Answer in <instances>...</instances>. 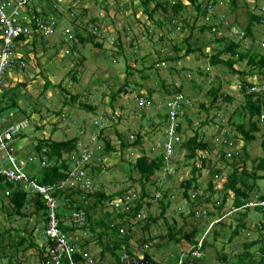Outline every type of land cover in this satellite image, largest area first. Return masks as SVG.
<instances>
[{
  "label": "rangeland",
  "instance_id": "rangeland-1",
  "mask_svg": "<svg viewBox=\"0 0 264 264\" xmlns=\"http://www.w3.org/2000/svg\"><path fill=\"white\" fill-rule=\"evenodd\" d=\"M217 1H220V5H217V8L215 7L217 9L216 13L218 12L222 17L227 16L230 22L235 25L231 28H225L224 26L216 34H211L208 31L200 32V26L204 23L203 15L197 7L199 1L192 5L191 1L182 0L184 7L174 15L171 8H168L167 11L163 7H159L151 19L144 13L141 6L142 0H108L107 12H100L98 7L90 0H42L40 9L34 11L39 18L48 9H53L57 5L61 9H67L69 3L75 6L78 2L80 5H77L75 10L77 12L82 10L84 13V24H93V22H90L92 14L94 17L95 15L103 17L107 14L106 22L100 19L101 21L95 23L94 26L90 25L92 29L94 28V31L97 30L96 41L102 42L103 47L99 48L91 42H78L74 45L78 48H72V43H68L65 37L70 35L68 31L73 29V25L70 23L71 17L64 15L57 29L45 31L46 34L52 30L50 35L35 36V43L32 41L34 34L27 38L25 46L20 50L23 51L25 57V66L23 68L16 66L8 69L7 75L0 83L1 91L7 94L6 98L0 95V99H3L2 103L6 105L8 102H12L13 97L19 101L22 110H20V113H14L13 115L3 113L7 115L5 119L10 122H15L18 119L22 122L21 135L15 138L12 144L18 150V156L28 157L32 152L35 153L36 145L44 139L57 141L77 139V150H72L70 146L63 149V157L66 159L68 157L72 158L74 154L77 155L80 150H85L84 146L93 148V145H95V151L96 149L97 151L102 149L100 159L103 166H101V170L95 169L93 172H89V177L86 178L93 190L103 188L107 193H110L127 188L131 195L139 197L144 191V187L141 181L138 180V174L132 172L133 164L137 158L141 157L142 149L150 153H158L162 150V145L165 142V123L161 122L160 114H166L168 107L165 104L172 94L167 95L161 91V82L164 79L165 84L170 87L174 83L173 81L179 85L184 78H191L192 75L196 78V82H193V84L190 82L189 85H185L186 94L191 102L186 107L188 108V118L183 117V130H185L187 138L193 136L196 131H199L201 136L204 133L208 136L210 146L207 149H199V156L196 157V160L189 157L190 152L185 147L178 149L177 152L168 156L170 162L168 169L155 174L156 177L159 176L162 180L164 178L166 182L165 187L163 186L157 191L159 197L162 193L168 191L170 193L169 197L173 199L165 212L164 218L151 223L147 231L136 225H147L151 222L149 220L151 216L155 218L161 214L163 209L157 200V194V198L155 197L156 200L151 202V206H148V201L145 198L143 199L146 210L141 213V217L139 215L137 217L131 214L127 215L130 219V226L126 228H128L131 236L128 245L130 250L136 253L134 257L137 260L144 258L140 249L142 238H151L149 245L153 259L163 264H176V262L171 261L173 259L172 255L177 254L185 257L184 254L189 251H194L195 256L191 257L187 264H238L237 260L242 258L246 251H250V254L256 260L261 255L259 249L264 242L263 214L261 211L254 213L251 209L258 207L256 203L264 195V178H262L264 173L254 169L257 164L256 160L258 161V158L264 154V122L260 124V131H256L257 137L246 148L249 155L248 161H245V164L242 161V166H245L252 177H249L248 181L250 185L254 186V189L249 191L248 201L255 204L248 203L238 208L234 205L235 190L227 187L230 173L234 170L233 165L229 163L233 158L228 155V158H226L228 162L220 158V148L216 143L217 140L223 139L222 143L227 145L224 149L225 152L244 154L245 140L242 138L241 133L234 128L233 121H231V117L238 108L240 110L243 108L245 102L244 95L240 92L238 76L231 75L228 70L224 72L221 66L209 65V59L198 51L182 57L187 49V44L182 37H190L192 42H196L197 37H199V45H204L207 55L213 54L218 47V44L213 42L216 35L232 36L237 34L238 40L243 39V32L236 28V25L245 26L247 22L244 8L240 5L233 11L230 1ZM249 2L253 6L254 0H249ZM203 3V6H206L207 0H204ZM262 4H264L263 0ZM153 5L151 3V7ZM133 6L137 7L136 16L131 19L127 15L135 10ZM85 7H88L86 12L83 10ZM19 10L22 17L27 19L29 27L31 20L36 17L31 14L33 6L28 9L27 5L23 4ZM166 11L173 17L171 23L166 21ZM7 12L10 13L11 9L8 8ZM259 13H263L262 8L259 9ZM50 17L52 16L50 15ZM263 18L261 22L264 23ZM161 20L164 21L162 24L164 26L159 25ZM56 21L57 19L52 20V23L55 24ZM216 21H212V23L215 24ZM116 25L118 26L116 27ZM119 26H126L128 29L119 28L121 32L118 36H115L113 33ZM263 41L264 27L261 26L257 29L254 47L259 49L260 46L264 45ZM243 43L248 46L250 43L249 38H245ZM130 44L139 45L142 55H150L147 65L160 62V65H158L163 67L167 62V64H177V68L173 71L169 70V72L161 71L160 80H158L161 82L159 83L154 78L156 74L153 71H151L152 76L144 80L141 77L143 66L136 60L130 59L128 61L134 67L131 73L125 70V59L123 57L117 64H111V59L115 60V58L121 56V53L117 51L122 46L131 49ZM178 44H180L179 56L181 57L173 61L166 60V62H163L164 58L176 57L177 53L174 48ZM19 64L21 65V62ZM238 67L248 70L251 66L247 60H244L239 62ZM187 68H192L194 71L189 72ZM199 69L205 71L207 69L208 74L198 75L196 72H199ZM74 76H76V79H73ZM248 79L254 81V83H259L258 74L249 75ZM126 82H129V84L125 91L122 87ZM220 82L222 87L219 90V97L216 103L213 104V95H211L210 89L217 87ZM148 91L153 92L151 99L146 98ZM225 94L230 95L233 99L228 100V96L222 97ZM73 96L76 98H72ZM140 98L145 100L141 106H145V111H147L144 127H140L142 114L138 116L134 114L135 108L141 104ZM88 104L93 107H89ZM235 116L233 120L236 124L242 123L236 121ZM261 118L264 121V115H261ZM239 119L242 120L243 118ZM244 121L247 122V118ZM137 131L143 136V143H141L143 145L135 142L137 136L134 132ZM121 132L124 135H121ZM100 137H107L116 150L106 152L104 150V138L100 139ZM123 141L128 143L124 148H122ZM4 159H6V154L0 149V166L5 165L3 164ZM203 160L205 161L204 165L202 164ZM195 164L202 169L201 173L200 171L193 172L192 168ZM70 166H73L71 162ZM40 167H42L40 160L36 159L34 162L29 163L27 171L31 175H37ZM67 173L69 176V172ZM196 175L199 176L198 181L201 185L197 191L190 190L192 200L184 195L185 189L182 187V183L184 180ZM72 181L70 178L68 185H72ZM210 181H213V190L208 189ZM144 183L147 185V191L156 192V186L153 185L152 187L147 182ZM66 185L64 184L62 187L63 191L71 194V199L81 195L79 191L82 189L73 188L70 192ZM204 192H206L207 198L203 200L196 199L197 194H203ZM172 195L175 197L173 198ZM149 198L147 199L149 200ZM61 199L58 206L59 212L62 215H72L74 209L68 207L69 201L64 206V197ZM117 201L118 199L114 202ZM190 201L196 202L194 208L191 207ZM4 202L5 206L0 201V230H11V235L7 234L5 238L12 240L18 238L20 234L28 238L29 233L33 232L35 241L39 244L38 246H46L45 243L47 242L41 228L44 222L41 220L37 224L35 223L38 220V215L34 214L35 212L31 213V211H34L33 207L27 208L29 213L27 218L13 215L7 219L8 212L12 210V205L9 203L8 197L4 198ZM222 203L223 207L220 208ZM249 208L251 212L243 219L246 221V227L235 235L233 230L236 229L240 220L237 216L238 213ZM95 209L100 212L101 206L93 207L92 211ZM105 210H112V207L108 204ZM66 220L69 221L68 218ZM197 223L199 228V233L196 236L198 248L192 245L188 249L183 248V253L181 249L186 247L184 243L169 241L168 231L170 225L175 230L183 227L186 231H189ZM101 230L102 228L99 227L97 233H94L78 226L74 230L75 235H73L76 239L89 242L87 247L97 259L102 257L101 253L105 250L106 242L112 245L113 241H117L115 236L110 238L106 233L99 235L98 232ZM120 231L123 233V230ZM108 233L111 235L110 229ZM183 233L180 234L183 235ZM120 238L122 237L120 236ZM70 240L75 242L71 237ZM250 242L254 244L250 245ZM185 249L189 251L186 252ZM10 252L11 250L7 249L2 253L1 249V254L5 257L1 259L0 264H7V255ZM38 253L39 248L33 247L26 253H18V258L21 261L27 260L24 264H43L42 261H39ZM105 255L112 256L110 251H105ZM170 256L172 258H169ZM98 261L96 264H99L101 259ZM179 263L182 264L183 260ZM110 264H114V262Z\"/></svg>",
  "mask_w": 264,
  "mask_h": 264
},
{
  "label": "trees",
  "instance_id": "trees-1",
  "mask_svg": "<svg viewBox=\"0 0 264 264\" xmlns=\"http://www.w3.org/2000/svg\"><path fill=\"white\" fill-rule=\"evenodd\" d=\"M90 1L93 2V4L98 7L100 12L108 11V6H109V3H107L108 0H90ZM189 1H191L192 5H195L199 1L197 7H198L199 12L203 15L202 19L204 23L200 26L201 33L208 31V33L216 34L224 26L225 28H231L232 26L235 25L230 22V19L227 16L222 17L218 14V12L216 13L217 9H215V7L217 8V5L218 6L220 5V1L218 2L217 0H213V1L207 0V3L205 4L206 6H203L204 0L203 1L202 0H189ZM227 1H230L233 11H235L240 5L241 7L244 8L243 10L247 17V22L245 26L241 24L236 25V28H239L244 33L243 39L238 40L237 34L236 35L234 34L232 36L231 35H228V36L227 35L226 36L216 35L213 42L217 43L218 47L217 49H215V52L213 54L207 55L205 53L204 45H201V46L199 45V37H197L196 42H192L190 37H185V38L182 37V39L187 44L186 53L183 54L182 57L185 55H190L191 53L198 51L202 55H204V57L209 59L210 61L209 65L221 66L223 67L224 72L228 70L231 73V75L238 76L240 92L243 93L245 102L243 103V108L241 110L238 108L239 110L237 109L233 117H231V121H233L234 128L239 133H241L242 138L245 140L244 154L243 153L240 154L237 152H230V151L225 152L224 149L227 147V145L225 143H222L223 139L217 140L216 143L220 148V151H219L220 158H222L226 162H228L226 158H228L229 154H230L229 156L233 158L232 161L229 163L233 165L234 170L232 171V173H230L227 187L234 189L236 192V198L234 201V205L236 207H243L246 203L249 202L248 201L249 191L253 190L254 186L250 185L248 181L249 177L250 178L252 177L250 173L246 170L245 166L244 167L242 166V161H244V164H245V161L246 162L248 161L249 155H248V151L246 150V148L249 145V143L257 137L256 131L257 132L260 131V128H261L260 124L264 122L263 119L261 118V115H264V45L260 46L259 49L258 48L256 49V47H254V41H256V36H257V29L260 28L261 26L264 27L263 21L261 22V19L264 17V4H262V0H254L253 6L249 2V0H227ZM32 2L35 5L39 4V7H40L42 0H38V1L27 0L23 4L27 5V8L29 9V8H32V5H31ZM151 3L154 4L153 7H151ZM21 5L18 4L17 5L18 8H20ZM77 5H80L79 2L77 3ZM77 5L72 6L69 3L67 9L66 8L61 9V7L57 5L53 9H48L46 12H44V15L42 16L43 18L42 17L39 18L38 16L33 18L29 25L33 29V34H34V35L32 34L33 43L36 42L35 36L50 35L52 33V30H51V32H48L45 34V31L40 29L39 24H45L46 26L49 27V29H57L64 15H68L71 17L70 23L73 25V29L68 31L70 32V35L67 36L65 33L66 35L65 40L68 43H72V48L74 49L78 48V46L77 47L74 46L78 42L79 43L80 42L82 43L91 42L93 43V45H96L97 47L102 48L103 47L102 42L96 41L97 30L94 31V28L93 29L91 28L90 25L92 23L84 24V19H85L84 13L82 12V10H80V12H77L75 10V7ZM141 6L144 10V13H146L152 19L155 15V12L157 11L159 7H163L167 11H168V8H171L172 14L174 15L180 12L181 8L184 7V4L182 0H142ZM210 6H213V7H210ZM133 7L135 10L132 13H128L127 15L131 19L135 18L136 16L137 7L135 6ZM119 8L121 7L119 6ZM260 8H262L263 13H259ZM87 9L88 7H85L83 10H85L86 12ZM167 11L165 12L166 21L171 23L173 20V17L172 15H169ZM50 15L52 17H50ZM37 18L39 20H37ZM107 18H108L107 14L104 15L103 17L100 15H95L94 17V15L92 14V17H90V20H91L90 22H93L92 26H94L95 23H98L101 20L106 22ZM55 19H57V21L55 22V24H53L52 20H55ZM156 21L158 22L159 20H156ZM212 21H216V23L213 24ZM163 23L164 21L161 20L159 25L164 26L162 25ZM117 26L118 25H116V27ZM119 28L120 29L123 28L126 30L128 29L126 26L124 27L119 26L116 29V31L113 33L115 34V36H118V34L121 32ZM245 38L246 39L249 38L250 40V43L248 44V46L243 43V40H245ZM263 44H264V41H263ZM130 47L131 49H127L124 46H122L121 49L117 51L121 53L120 58H115V60L111 59L110 63L117 64L118 61H120L123 57V59H125L124 68L128 73H131L134 67H132V65H130L128 61L130 59L136 60L138 61L140 65L142 64L143 66V68L141 69V72H142L141 77L144 80H147L148 78L152 76L151 71H153L156 74L154 78H156V81L159 83L161 81H158V80H160V76L163 71L169 72V70L173 71V69L177 68V64H172V63L167 64L166 60L173 61L181 57L179 56L180 44H178V45H175V48H174V51H176L177 53L176 57L170 56L169 58H164L163 62H166V64H164L163 67L159 66L160 62H154L150 65H147L150 55H142L141 50H139L140 49L139 45L134 46L130 44ZM244 60L248 61V64L251 66L250 69L246 70V69H240L238 67L239 62H242ZM188 71L193 72L194 70L190 68L188 69ZM196 73H198V75H202V74L206 75L208 74V71L207 69L206 71L199 69V72H196ZM254 74L259 75V83H254V81H250L248 79L249 75H254ZM190 77L191 78H188V77L184 78V80L179 85H177V83L173 81L174 83H172L170 87L165 84V80L163 79L161 82V86H162L161 91H163L167 95L175 94V93H183L188 98L186 94V90H185V85L186 86L189 85L190 82H192V84L193 82H196V78L193 75ZM73 79H76V76H74ZM228 80L230 81L231 79H228ZM97 81L101 82L100 80H97ZM47 82L48 84H50L49 81ZM128 84L129 82H126L123 85L122 89L126 91V87ZM221 87H222V83L220 82L217 87H212L210 89L211 90L210 93L211 95H213V99H212L213 104L216 103L219 97V90H221ZM260 87H262V89H260ZM0 95L2 97L4 96V98L7 97L6 93H0ZM152 95H153V92L148 91V95L146 96V98L151 99ZM225 96L226 97L228 96L227 97L228 100L233 99L232 97H230V95H226V94L222 97H225ZM72 98H76V97L73 96ZM12 99L13 101L10 103L8 102L6 105L2 103L3 99L2 98L0 99V114L4 112H9L12 109L15 112H18L21 110V107L19 106V103H18L19 101H17L13 97ZM190 102L191 101L188 99V101L183 106L182 117L186 119L188 118V113H187L188 108L186 107ZM140 103H141L140 106H137L135 108L136 110L134 114L137 116L142 114V117L140 118V127H144L146 125L145 118H146L147 111H145L146 110L145 106H141L143 105V102L140 101ZM88 106L91 108L93 107L90 104H88ZM203 106L205 105L203 104ZM167 116H168L167 112L166 114H163V115L160 114V117L162 119L161 122L165 123V125L167 122ZM234 116L236 118V121H240L242 123L236 124V122L233 120ZM239 118H243V119L241 120ZM246 118H247V122L244 121ZM183 129L180 128V133L184 137V141L181 144L183 145L182 148L185 147L188 150V152H190L189 157L195 158L196 160V157L199 156L198 154L199 149L209 148L210 141H208V136L205 135L204 133H203V136H201V133L199 131H196V133L193 136H189L187 138L185 135V130ZM122 133L123 132H121V135H124ZM134 134L137 136L135 142H138L140 144L143 143V136L139 134V131L134 132ZM102 138L104 137H100V139ZM104 141H105L104 150L106 152H112L116 150L115 147L111 144V141L107 137L104 138ZM126 142L123 141L122 148H124L128 144ZM77 143H78L77 139L60 140V141L44 139L38 142V144L35 147L36 149L35 153L38 155H42L41 153L42 149L47 148L46 156L48 157V159H50V161L55 160L56 162V164H54L52 167H40L39 168L40 170H39L37 177L40 183H43V184L55 183L56 181H60L62 179L64 180L68 176L67 171L68 169L71 168L70 162L73 164V166L76 165L75 162L81 158L80 157L81 150L77 153V155L74 154L72 158L68 157L66 159L63 157L64 156L63 149L70 146L72 150L73 149L77 150ZM263 144H264V139H263ZM93 146L95 147V145ZM94 147L92 148V147L84 146V148H87V149L91 148L93 150V155H94L93 158L87 164H85L84 167L82 168L84 169L87 175L89 174V172H93L95 169L101 170L102 169L101 166H103L102 160L100 159L102 149L99 151H97L96 149L95 151ZM142 151L143 153L141 157L137 158L136 162L133 164V169H132V172L138 174L139 176L138 180L141 181L144 187V191L141 193V195H139V197H136L133 194L131 195V193L129 192V189L127 190V188L121 189L118 191H112L110 193L109 192L107 193L106 190L103 188H99L96 190H93V189L92 190L90 189L81 190L79 191L81 193L79 197H77L76 199L72 198L78 201L79 203L78 208H83L87 212V223L83 226H80L81 228L85 230L87 229V230H91L94 233H97V228L101 227L102 230L99 231L98 234L103 235L104 233L108 232L107 231L108 229L114 226L113 221L115 219H123V218L125 219V221L121 220L117 222L115 224L116 228H113L114 236L116 237L117 241H113L112 245L110 243H107L108 246L105 247L113 251V255L117 258V264H121L120 256L124 248H126L133 255L128 245V242H129L128 240L131 236L126 235L122 239L120 238V234H119L120 230H122L123 227L127 223L130 222V219L128 217H125V215L131 214L137 217L138 214L145 212L146 206L144 204L145 201H143V199L145 198L148 201L147 203L148 206H151L152 204L151 202H154L156 200L155 195L158 193L157 191H159L163 186L165 187L166 185V182L163 181L161 177L159 176L156 177L155 175L158 172H163V167L166 165L164 161L163 153L162 152L150 153L144 149H142ZM16 154H18V150H16ZM237 159H239L240 161L238 160L239 161L238 162ZM98 163L100 164L98 165ZM256 163L257 164L255 165L254 169H256V171H262L264 173V154L260 158H258V161L256 160ZM202 164L203 165L205 164L204 160ZM25 169H27V167ZM192 169L194 173L198 171H200L201 173L202 171V169L200 167H197L196 164L193 166ZM262 178H264V174ZM198 180H199V176L196 175V176H193L192 178H188L187 180L183 181L182 187H184L185 189L184 195L188 199H192L191 198L192 194L190 193L191 189H193L194 191H197L200 188L201 183H199ZM111 182H115V181H111ZM144 182H147L148 184L152 185V187L153 185L156 186L157 187L156 192L153 193L152 191H147L146 190L147 185ZM17 184L18 185H15L13 183H8V182L0 183V201L2 205L5 206V202H4L5 197L9 198V203H11L12 205V210L11 212H8L7 219L9 217L11 218V216L13 215H18L22 218H27L29 214L27 212V208L33 207L34 211L30 210L31 213L35 212L34 214L38 215V220L35 223L37 224L41 220L44 222L43 227H41L42 232L44 233L43 230L46 228L47 222L49 221V208L46 206L45 202L42 200V195L40 193H36V194L30 193L24 189L21 183H17ZM213 188H214L213 181H210L208 189L213 190ZM169 194L170 193L168 191L167 192L165 191L157 199L161 204V208L163 209L160 215H157V217L155 218L151 216L149 218L151 222L147 223V225L146 224H144L143 226L142 224H136V225L141 227L142 230L146 231L150 228L151 223L156 222L160 218H164L166 210L168 209L170 203L173 201V199L169 197L170 196ZM56 195L59 198L66 197L71 200V194L65 193L63 189L58 190L56 192ZM148 197H150L149 200L147 199ZM172 197L174 198L175 196L172 195ZM199 198L201 200L207 198L206 192H204L203 194H197L196 199H199ZM116 199H118L117 202L119 201L123 202L122 205L117 208V210L115 206L116 202L113 203L114 200ZM261 199H264V195L261 196ZM190 203H191V207L194 208V206L196 205V202L190 201ZM108 204L114 210L106 211L105 208L108 206ZM99 206H101L100 212L96 211L97 209L92 211L93 207H99ZM222 207H223V203L222 205H220V208ZM251 210H253L252 212L254 213H259L260 211L262 212L263 214L262 224L264 225V207L258 205V207H255ZM251 210L249 208V209H245L244 212L241 211L238 213L237 216L240 220H239V224L237 225L236 229L233 230V233L235 235L239 234V232L242 231V229L246 227V223H245L246 221L243 219L247 217L248 213H250ZM70 215H62L58 210V218L61 220L60 225L65 232H72L71 230L75 229V226L71 222H67L66 220V218ZM181 232H184L183 235L180 234ZM198 233H199L198 223L194 226L193 229L189 231H186L183 227L178 230H175L172 227V225H170L169 231H168V235H170L169 241H176L177 243L181 242L182 244L184 243L186 247H182L181 249L182 252H183V248L188 249L192 245H195L196 248H198V241L196 240V236L198 235ZM208 233L206 234L205 239L207 238ZM7 234L11 235L10 229H6L3 231L0 230V261L3 257H5L3 254H1V249H2V253L5 252L7 249H10L11 252L7 255L8 256L7 264H24V262H26L27 260L21 261V259L18 258V253H26L33 247L39 248V253H38L40 257L39 261H42V263L44 264L45 262L49 260L50 255L46 249V246H42V247L38 246L39 244L35 241L33 232L29 233L28 238L25 237V235L20 234L18 235V238H13L12 240H7L5 238ZM150 239L151 238L141 239L142 244H140V249L144 255L142 262L145 264H163L153 259V254L151 253V247L149 245L151 241ZM73 243L76 245L79 251L75 253L74 255L75 259H77L79 262H83L84 261L83 254H82L83 251L81 250L85 249L84 247L88 246L89 242L84 241V243H82V249H80L81 246L79 247L76 242H73ZM253 244H254L253 242H250V245H253ZM121 245H122V248H121ZM125 245L126 247H124ZM186 249L184 251H186ZM87 250L89 249L87 248ZM259 250L261 252V255H260V258H258L257 260L254 259V257L250 254V251H246L243 254V257L237 260V263L238 264H254V263L264 264V242ZM193 252L194 251H189L185 253L184 254L185 257H183L182 255H177V254L172 255L171 253L173 257L171 261L176 262V264H180L179 261L183 260L182 264H187L189 263L191 257L195 256ZM172 257L170 256L169 258H172ZM62 264H68L67 260L64 259Z\"/></svg>",
  "mask_w": 264,
  "mask_h": 264
},
{
  "label": "built area",
  "instance_id": "built-area-1",
  "mask_svg": "<svg viewBox=\"0 0 264 264\" xmlns=\"http://www.w3.org/2000/svg\"><path fill=\"white\" fill-rule=\"evenodd\" d=\"M26 1L27 0H0V24L2 27V30H0V83L7 74L8 69L16 66L23 68L25 66V57L22 53L23 51L20 50L25 46L27 38L33 34V29L30 26L28 27L26 23L27 19L22 17L17 5H21ZM8 8L11 9L10 13L7 12ZM37 20L39 19L37 18ZM39 27L44 31L49 29L45 24H39ZM20 62L21 65L19 64ZM140 101L145 102L143 98H141ZM187 101L188 98L183 93H175L172 94L171 98L165 104V106L168 107V116L164 130L165 142L160 151L163 153L166 164L163 167V171L168 169V165L170 164L168 156L171 153L177 152V150L181 149L183 146L181 144L184 141V137L180 133V128H184L182 114L183 106ZM4 113L13 115L16 112L11 110ZM6 117L7 115L3 113L0 114V149L6 154V159L3 160V164L5 165L0 166V183H23L26 191L34 194L40 193L42 195V200L49 208V221L43 231L44 237H46L47 240V251L50 258L44 264H62L64 259L67 260L68 264H96L93 256L88 250H81L83 251V262H79L75 259L74 255L79 251L76 245L70 240V235L65 232L60 225L61 220L58 218L59 199L56 196V192L62 189L66 182L59 184H43L39 182L37 177L30 176L25 170L29 163L34 162L36 159L40 160V165L42 167H52L56 162L50 161L46 156L47 148H43L41 151L42 155L31 153L28 157L18 156L12 144L13 140L18 138V135L21 134L20 131L23 130V125L21 121L10 122L8 119H5ZM84 149L85 150L81 151V158L75 162L76 165L70 173L71 177L76 181L84 177L85 171L82 168L94 156L91 148H89L90 150L87 148ZM86 187H91L88 181H86ZM157 195L159 197V194ZM122 203V201L116 202L115 206L120 207ZM248 203H251V205L255 204L254 202ZM256 204L257 206L264 207V200H258ZM74 205L77 207V203ZM138 215L141 217L142 214ZM86 217L85 210L77 207L72 215L67 218L74 226L78 227L87 223ZM122 230L124 231V229ZM124 247H126V245ZM120 260L121 264H145L142 260L135 259L134 255L126 248L122 250Z\"/></svg>",
  "mask_w": 264,
  "mask_h": 264
},
{
  "label": "crops",
  "instance_id": "crops-1",
  "mask_svg": "<svg viewBox=\"0 0 264 264\" xmlns=\"http://www.w3.org/2000/svg\"><path fill=\"white\" fill-rule=\"evenodd\" d=\"M4 1H6V0H4ZM35 1H38V0H35ZM33 3V2H32ZM31 3V5L33 6V11L31 12V14H32V16H36L37 14L36 13H34V11H38V9H40L39 8V4H37V5H35L34 3L32 4ZM9 8H11V7H9ZM41 18V17H40ZM25 23V22H24ZM31 27V26H30ZM0 30H2V27H1V24H0ZM0 92H1V89H0ZM20 113V112H19ZM2 114V113H1ZM16 121H21L20 119H18V120H16ZM26 171H27V169H25ZM73 169H68V171L67 172H69L70 173V171H72ZM27 173H28V171H27ZM29 174V173H28ZM68 174V173H67ZM30 176H34V177H37L38 176V174L37 175H31V174H29ZM38 178V177H37ZM39 180V179H38ZM72 185H68V183H69V178H65L64 180L62 179V180H60V181H56L55 183H53V184H59V183H61V182H67L66 184V188L67 189H69L70 190V192L73 190V188H80V189H82V190H85V189H87L86 188V177H84V178H82V179H78V181H79V183H78V185L76 186V185H74L75 184V182H76V180L74 179V178H72ZM9 183V182H8ZM13 184H15V185H18L17 183H13ZM22 185H23V183H21ZM24 187V186H23ZM63 189V188H62ZM65 190V189H64ZM57 196V195H56ZM58 197V196H57ZM155 197H156V195H155ZM58 199H59V204L61 203L60 201L62 200L61 198H59L58 197ZM76 199V198H75ZM64 200L65 201H63L64 202V206H66V204H67V201H69V206L68 207H72V205H73V209L75 210L79 205V203H78V201H76V200H74V199H69V198H66V197H64ZM75 203H77V207L74 205ZM59 206V205H58ZM81 209H83V208H81ZM112 210H114L113 208H112ZM111 211V210H110ZM85 212H86V210H85ZM122 212V211H121ZM86 216H87V212H86ZM125 217H127V215H125ZM96 218V217H95ZM86 219H87V217H86ZM125 221V219L123 218V219H115L114 221H113V223H114V226L113 227H111L110 228V230H111V235L108 233V232H106V234H108V236H110V238H113L114 237V232H113V228H116V226H115V224L117 223V222H119V221ZM112 223V222H111ZM127 226H130V223H127L124 227H123V229H124V231H122L123 233H121V231L119 232V234H120V236L122 237V239H123V237H125L126 235H130L129 234V232H128V228H126ZM118 228V227H117ZM77 229V226H75V229L74 230H76ZM74 230H71L72 232H67L69 235H70V237L77 243V245L80 247V249H82V243H84L83 241H81L80 239H76V238H74V236L73 235H75V231ZM149 230V229H148ZM107 231H109V229L107 230ZM147 231V230H146ZM44 239L46 240V237H44ZM46 242H47V240H46ZM46 244V249L48 248V244L47 243H45ZM80 244V245H79ZM122 245H124V244H122ZM122 245H121V248H122ZM44 246V245H43ZM108 246V244H107V242L105 243V247H107ZM85 249H82V250H87V246H85L84 247ZM129 248H130V246H129ZM91 250V249H90ZM104 251V252H103ZM102 251V257H99L98 259H97V257H95L94 256V253H92L93 254V258L95 259V262L97 263V261L98 260H100L101 259V261H100V263L101 264H110V263H112V262H114V264H117V258L113 255V251L112 250H110V249H107V248H105V250H103ZM105 251H110L111 252V254H112V256H106L105 255ZM131 252L133 253V255L134 256H136V253L134 252V251H132L131 250ZM99 262V261H98ZM99 263V264H100Z\"/></svg>",
  "mask_w": 264,
  "mask_h": 264
},
{
  "label": "clouds",
  "instance_id": "clouds-1",
  "mask_svg": "<svg viewBox=\"0 0 264 264\" xmlns=\"http://www.w3.org/2000/svg\"><path fill=\"white\" fill-rule=\"evenodd\" d=\"M243 34H244V33H243ZM6 75H7V74H6ZM0 93H3V92L1 91ZM140 99H141V98H140ZM140 99H139V100H140ZM12 110H13V109H12ZM19 112H20V111H19ZM19 112H16V114H17V113H19ZM183 121H184V120H183ZM42 150H43V149H42ZM32 153H34V152H32ZM53 161H55V160H53ZM74 166H75V165H74ZM74 166H72L70 169H73V168H74ZM70 173H71V171H70ZM70 173H69V176H68V178H69V179H70V178L72 179L73 177H71ZM159 174H161V173H159ZM84 177H86V178H87V177H89V176H88V175L85 173ZM84 177H83V178H84ZM61 183H62V182H61ZM66 183H67V182H66ZM78 183H79V181L77 180V181L75 182V184H74V185H76V186H77V185H78ZM86 188H87V187H86ZM87 189H90V190H92V189H93V187L91 186L90 188H87ZM59 190H60V189H59ZM260 200H264V199H260ZM114 201H115V200H114ZM113 203H115V202H113ZM117 208H118V207H116V210H117ZM70 216H71V215H70ZM68 222H71V221H68ZM88 251H89V250H88ZM89 253H90V254L93 256V254H92L90 251H89Z\"/></svg>",
  "mask_w": 264,
  "mask_h": 264
}]
</instances>
